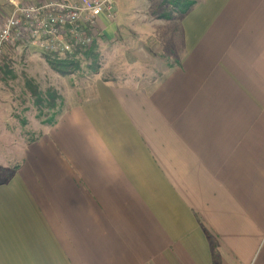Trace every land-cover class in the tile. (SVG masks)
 I'll return each instance as SVG.
<instances>
[{
  "label": "crops",
  "instance_id": "0c3cea01",
  "mask_svg": "<svg viewBox=\"0 0 264 264\" xmlns=\"http://www.w3.org/2000/svg\"><path fill=\"white\" fill-rule=\"evenodd\" d=\"M151 23L178 64L96 83L25 147L0 264H264V0Z\"/></svg>",
  "mask_w": 264,
  "mask_h": 264
},
{
  "label": "rangeland",
  "instance_id": "374dc122",
  "mask_svg": "<svg viewBox=\"0 0 264 264\" xmlns=\"http://www.w3.org/2000/svg\"><path fill=\"white\" fill-rule=\"evenodd\" d=\"M117 2L114 21H104L98 28L93 57L89 60L78 57V64L67 72L50 68L48 61L62 59L55 55L27 48L6 51L0 72V182L21 165L25 147L39 138L42 129L49 126V120L54 121L57 114L74 101L86 100L96 83L151 81L162 76L160 62L168 66L178 64L151 38L165 32L151 22L158 20L155 15L170 13L172 19L163 21H179L184 14L169 6L166 0ZM169 28L171 31L175 27ZM26 80L33 81L43 92L55 91L63 101L62 109L58 110L57 102L55 110L43 108L39 112L25 88ZM43 114L48 116L43 118Z\"/></svg>",
  "mask_w": 264,
  "mask_h": 264
},
{
  "label": "built area",
  "instance_id": "2783aa9c",
  "mask_svg": "<svg viewBox=\"0 0 264 264\" xmlns=\"http://www.w3.org/2000/svg\"><path fill=\"white\" fill-rule=\"evenodd\" d=\"M0 26V72L9 48L72 56L91 48L102 22L115 19V0H7Z\"/></svg>",
  "mask_w": 264,
  "mask_h": 264
},
{
  "label": "trees",
  "instance_id": "16d2710c",
  "mask_svg": "<svg viewBox=\"0 0 264 264\" xmlns=\"http://www.w3.org/2000/svg\"><path fill=\"white\" fill-rule=\"evenodd\" d=\"M166 3L172 8H178L181 14H185L192 6L196 4L193 0H166ZM155 19L158 20H170L172 15L170 13H165L161 15H155ZM96 48V41L92 44L91 48L88 50H79L72 56L59 57L62 58L59 61H48L50 68L57 72H67L68 68H73L78 64V57H83L85 60H89L94 55V49ZM2 71V70H1ZM25 88L30 96L34 99V106L39 112L43 108H46L48 111L55 110L57 108L56 103L58 102V110L62 109L63 101L58 96V94L52 89H47L46 91H41L39 87L31 80L25 81ZM57 110V111H58ZM48 115L43 114L41 117L46 118ZM54 121L49 120L48 125L52 126ZM41 135V134H40Z\"/></svg>",
  "mask_w": 264,
  "mask_h": 264
}]
</instances>
